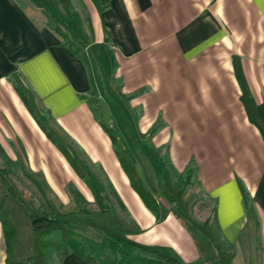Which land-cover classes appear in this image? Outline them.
Masks as SVG:
<instances>
[{
    "label": "crops",
    "instance_id": "0c3cea01",
    "mask_svg": "<svg viewBox=\"0 0 264 264\" xmlns=\"http://www.w3.org/2000/svg\"><path fill=\"white\" fill-rule=\"evenodd\" d=\"M82 2L92 35L86 43L75 38L84 53L79 59L59 44L35 6L30 10L25 3L0 0V145L10 159L19 156L26 170L42 173L56 198L49 220L33 222L25 206L36 237L28 248L3 214L16 231L15 259L35 254L37 232L52 220L63 222L70 236L91 245L99 264H112L100 245L104 232L186 264L216 257L224 249L218 240L223 236L234 249L232 264H264V140L247 117L233 67L237 57L253 100L264 103V0H109L104 11L93 0ZM8 76L30 90L35 110V102L48 110L59 130L101 165L127 209L126 226L113 214H107L113 219L110 229L69 219L74 213L100 214L94 197L38 126ZM90 87L97 103L108 104L107 95L134 120L149 178L151 156L162 165L168 187L150 181L149 189L141 177L157 206L155 214L132 187L114 152L110 136L128 157L116 134L115 117L103 121L82 96ZM158 117L164 125L151 136L149 129ZM167 142L176 171L182 172L193 159L200 188L212 207L216 201L208 224H194L186 202L180 197L177 203L171 196L174 177L157 151ZM128 160L139 176L137 159ZM239 181L252 197L254 219L244 212ZM68 182L83 194L87 208L71 209ZM8 202L22 207L13 195L7 196ZM5 257L0 224V264ZM42 264L88 263L74 252L52 251Z\"/></svg>",
    "mask_w": 264,
    "mask_h": 264
},
{
    "label": "trees",
    "instance_id": "16d2710c",
    "mask_svg": "<svg viewBox=\"0 0 264 264\" xmlns=\"http://www.w3.org/2000/svg\"><path fill=\"white\" fill-rule=\"evenodd\" d=\"M20 3L19 0H16ZM37 9H39L46 17L45 25L51 30L54 35L60 40V45L70 50L77 58L80 59L81 54L78 50L82 49L81 44L77 43L68 32V29L63 26L58 18L53 14L56 6H60L65 18L68 20L77 19V5L84 9L82 0H27ZM99 11H104L109 7V0H93ZM89 32L92 35V29L89 19H87ZM77 48V49H76ZM81 52V51H80ZM234 74L240 87V100L244 106L249 121L254 124L260 132L264 140V103L257 104L249 91L248 85L243 76L239 60L233 57ZM9 81L13 85L16 92L21 97L22 101L32 114L35 121L38 123L46 137L58 148L69 165L72 167L77 176L86 184L94 197V209L100 213H107L119 215L122 223L126 226L129 222L127 209L120 197L118 196L111 181L108 179L101 165L97 162H92L84 149L67 134L71 146L75 149L72 153L56 133L49 128L36 113L33 104L30 90L26 88L16 77L8 76ZM146 88H141L136 92L139 94ZM92 94L93 97H90ZM88 100L94 114L96 112L95 102L96 95L93 88H89L86 94L82 95ZM46 115H50L48 110H44ZM164 125L162 119L158 117L149 129V134L153 136ZM112 147L116 153L123 169L125 170L130 183L134 190L141 197L145 205L155 214L157 206L152 198V195L144 188L142 181L136 173L133 165L126 158L124 150L119 146L117 140L110 136ZM157 151L161 155L164 166L170 171L175 180V186L178 189H185L189 184L184 186L186 174L191 170L190 179H195L196 183L200 185L197 180V166L194 160L191 159L182 172L176 171L173 167L169 157V142L158 147ZM0 179L5 183L10 194L15 196L30 212V218L33 222L38 220H49L52 209L46 203L40 202L34 204L33 198L30 196L26 198L27 192L20 187L18 181L19 168L25 169L22 159L17 156L15 160L10 159L0 145ZM24 167V168H23ZM240 191L242 195V205L247 219H254V206L252 197L243 184L239 181ZM66 189L70 195L71 209L74 211H81L88 207V202L78 188L71 182H68ZM6 196L0 199V224L5 240V262L4 264H42L43 257L52 252L59 251L63 255L74 252L82 260L88 264H99L93 255V248L91 245L70 236L63 222L49 221V224L42 227L37 232L38 246L34 255L29 256L24 260H16L13 254L12 238L15 235V228L11 222L3 215L2 208L5 204ZM212 212L215 210L216 201L213 200ZM179 217V216H178ZM222 242L224 249L219 254L211 259L206 260L202 264H232V257L234 249L231 244H228L223 236L218 237ZM102 250L111 258L112 264H186L174 256H168L162 253L153 252L144 246H140L126 237L119 236L111 232H104L100 240ZM135 251L151 253L152 257H141L134 254Z\"/></svg>",
    "mask_w": 264,
    "mask_h": 264
},
{
    "label": "rangeland",
    "instance_id": "374dc122",
    "mask_svg": "<svg viewBox=\"0 0 264 264\" xmlns=\"http://www.w3.org/2000/svg\"><path fill=\"white\" fill-rule=\"evenodd\" d=\"M19 1L22 3H25V5L29 7L30 10H33V8L35 10V7L29 1L27 0H19ZM50 12H53L54 16L60 20L61 24L68 29V32L72 38L74 39L77 38L79 41H82L83 43L90 41L91 35L89 32V27L86 22V13L80 5H77L78 16H77V19H74V20H68L67 18H65L64 17L65 13L59 5L55 7L54 11H50ZM35 13H37L36 15L38 16L40 20L46 22L47 19L45 15L41 13V11H38L37 9ZM78 52L82 55V57L84 56L83 55L84 53H82V49L78 50ZM102 63H104V60H102ZM105 97H107V100L109 101V103L100 104V102L97 103L96 101L94 104L96 107V113L99 114V116L101 117L103 121H105L110 116L115 117L116 121L118 122V129L116 130V134L120 137L121 144L124 146V148L127 151L128 157L126 155V158L127 159L132 158L133 160L137 159L136 165L141 173L140 174L141 176L139 175L140 179L141 177L144 178V184H146L147 188L150 187L149 186L150 181L152 182L160 181V184L168 187L169 183H167V177L165 176L162 165L155 163L157 162V160H154L153 156H151V158L149 159L150 164L152 166L151 169L153 171L152 173L153 176L149 178L150 174H147V172H145L144 165H143L144 161L139 156L140 151H143L144 149L142 148V146H140V143L138 142L139 134H138V131L136 130L134 120L128 117L126 111L124 110V107L121 104H118L116 100L109 98L107 95ZM35 108H36L35 111L38 113V116L42 119V121L49 128L55 131L56 135L61 139L62 143H64V145L69 150H71L72 153H75V149L71 146V143L68 137L66 136V134L59 130V128L51 120L50 116L46 115L44 110L41 109L40 106L36 102H35ZM153 162L154 164H152ZM0 163H2L1 160H0ZM17 174H18V181L20 183V187L27 192V196H26L27 199L31 196L34 200L32 201L34 202V204L35 203L39 204L40 202H43V203H46L50 207H52L51 204L54 205L56 203V198L54 194L49 190V187L42 173L28 171L26 170V167H25V169L19 168ZM186 184H189V185L184 190L179 189L181 192V196L176 186L175 187L177 189L175 187L171 188V196L174 197L177 203L181 202V198L186 202V204L188 205L190 219L194 224L196 225L203 224V223L208 224V222L210 221L211 215H212V205H211L212 203L204 195L202 189L196 183L195 179L192 180L190 179V177L189 178L187 177L185 179L184 186ZM174 185H175V180H174ZM8 195H12V194L8 192L5 183L0 179V199L3 196H6V200H5V203H6ZM21 206H22L21 208L16 207L15 203L8 202L4 204L2 208L3 209L2 213L6 217H9L11 219L15 228L17 229V232L19 233L18 234L19 241L20 242L26 241L27 242L26 245L28 248V246H30L31 244L30 239L32 238L33 239L32 241L36 243V237L32 236L31 221L29 217L27 216L26 207L23 204ZM179 211H182V209L180 210L179 208ZM89 214L90 213H83V214L74 213L69 216V219L91 222V223H94L97 227H101L103 229H110L113 227V221H112L113 219L112 217L107 215V213H100V214H94V215H89Z\"/></svg>",
    "mask_w": 264,
    "mask_h": 264
},
{
    "label": "built area",
    "instance_id": "2783aa9c",
    "mask_svg": "<svg viewBox=\"0 0 264 264\" xmlns=\"http://www.w3.org/2000/svg\"><path fill=\"white\" fill-rule=\"evenodd\" d=\"M109 126H110V127H112V125H111V124H110Z\"/></svg>",
    "mask_w": 264,
    "mask_h": 264
}]
</instances>
